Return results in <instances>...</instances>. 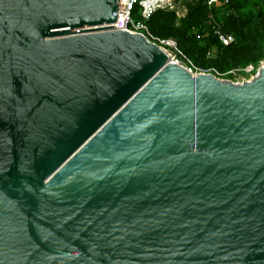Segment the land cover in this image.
Masks as SVG:
<instances>
[{
    "label": "water",
    "instance_id": "water-1",
    "mask_svg": "<svg viewBox=\"0 0 264 264\" xmlns=\"http://www.w3.org/2000/svg\"><path fill=\"white\" fill-rule=\"evenodd\" d=\"M118 0H0V264H264V60L192 71Z\"/></svg>",
    "mask_w": 264,
    "mask_h": 264
},
{
    "label": "trees",
    "instance_id": "trees-1",
    "mask_svg": "<svg viewBox=\"0 0 264 264\" xmlns=\"http://www.w3.org/2000/svg\"><path fill=\"white\" fill-rule=\"evenodd\" d=\"M186 13L157 7L145 20L148 31L156 37L173 38L178 48L195 67L231 77L229 71L264 57V0H228L220 7H210L207 0H183ZM140 17V6L132 8ZM229 33L233 40L223 43L215 29Z\"/></svg>",
    "mask_w": 264,
    "mask_h": 264
},
{
    "label": "built area",
    "instance_id": "built-area-1",
    "mask_svg": "<svg viewBox=\"0 0 264 264\" xmlns=\"http://www.w3.org/2000/svg\"><path fill=\"white\" fill-rule=\"evenodd\" d=\"M227 1L228 0H207V4L210 7H220ZM136 4H139L140 6V17L135 19L132 16L131 11ZM157 7L174 9L179 16L185 15L187 10L186 5L180 0H118L117 16L113 28L143 32L149 39L158 43L165 50L168 56L171 57L172 60L184 64L189 70L210 71L195 67L192 61L187 56H185L178 48L177 43L173 38L156 37L148 31L145 20ZM215 33L218 35V38L225 44L233 40V36L231 34L222 32L218 28L215 29ZM167 48H173V53H171L170 51L168 52ZM244 67L246 70H251L253 64L248 63ZM232 70L234 69H231L229 71ZM242 79H245V77H243Z\"/></svg>",
    "mask_w": 264,
    "mask_h": 264
},
{
    "label": "rangeland",
    "instance_id": "rangeland-1",
    "mask_svg": "<svg viewBox=\"0 0 264 264\" xmlns=\"http://www.w3.org/2000/svg\"><path fill=\"white\" fill-rule=\"evenodd\" d=\"M180 1L184 3L183 0H180ZM167 51L168 52L170 51L171 53H173L174 50L173 48H167ZM263 60H264V57L259 61L258 64L256 65L253 64V67L251 68V70H246L244 67L245 65L233 68L234 70L230 71L232 73V76L229 78L239 81V80H242L243 77L245 78L251 77V75H253L255 71L258 69V67L261 65Z\"/></svg>",
    "mask_w": 264,
    "mask_h": 264
},
{
    "label": "bare ground",
    "instance_id": "bare-ground-1",
    "mask_svg": "<svg viewBox=\"0 0 264 264\" xmlns=\"http://www.w3.org/2000/svg\"><path fill=\"white\" fill-rule=\"evenodd\" d=\"M133 32V31H132ZM168 55V54H167ZM169 59H171V57H168Z\"/></svg>",
    "mask_w": 264,
    "mask_h": 264
}]
</instances>
